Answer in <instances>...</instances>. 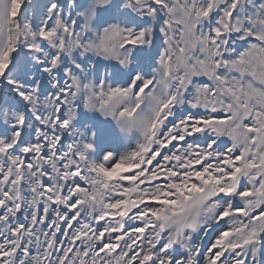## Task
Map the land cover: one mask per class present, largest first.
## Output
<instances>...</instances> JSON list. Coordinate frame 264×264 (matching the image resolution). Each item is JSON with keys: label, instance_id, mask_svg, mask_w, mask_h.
Masks as SVG:
<instances>
[{"label": "snow or ice", "instance_id": "6c2138e0", "mask_svg": "<svg viewBox=\"0 0 264 264\" xmlns=\"http://www.w3.org/2000/svg\"><path fill=\"white\" fill-rule=\"evenodd\" d=\"M0 264H264V0H0Z\"/></svg>", "mask_w": 264, "mask_h": 264}]
</instances>
